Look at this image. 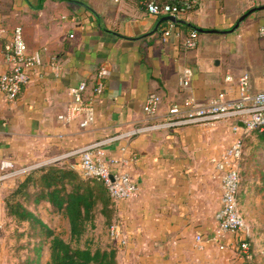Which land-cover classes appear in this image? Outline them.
<instances>
[{
	"label": "crops",
	"instance_id": "1",
	"mask_svg": "<svg viewBox=\"0 0 264 264\" xmlns=\"http://www.w3.org/2000/svg\"><path fill=\"white\" fill-rule=\"evenodd\" d=\"M194 1L195 8L162 42L168 21L146 14L134 1L0 0V73L8 69L3 49L16 26L22 28L27 51L41 57V66L15 100L0 93V221L7 211L5 198L27 174L13 172L47 164L76 167L74 153L80 148L148 122L142 107L149 93L161 98L162 115L187 98L202 103L224 92L227 100L238 99L237 78L245 73L252 92L264 89V39L257 36L264 10L239 21L252 8L264 6V0ZM192 31L198 34L197 48L184 50L182 37ZM101 66L105 88L94 102L93 123L80 128L78 120L61 121L59 116L68 114L69 88L80 82L91 88ZM184 68L191 69L192 77L182 89ZM232 124L222 120L161 129L105 146L108 157H135L129 174L137 197L111 203L126 238L123 247L110 240L117 264L244 263L237 250L242 236L228 233L220 243L212 241L222 193V174L212 162L235 138ZM249 187L244 185L239 195L241 211L252 206ZM29 210L44 224L62 218L47 203ZM41 253L42 260L34 264H47L48 245ZM20 258L0 256V264L34 261L33 256L28 262Z\"/></svg>",
	"mask_w": 264,
	"mask_h": 264
},
{
	"label": "built area",
	"instance_id": "2",
	"mask_svg": "<svg viewBox=\"0 0 264 264\" xmlns=\"http://www.w3.org/2000/svg\"><path fill=\"white\" fill-rule=\"evenodd\" d=\"M119 4L123 1H134L144 12L151 16H171L180 21L195 8L194 0H112ZM175 24L168 21L162 32V42H166ZM3 30L0 29V34ZM178 37L180 34H177ZM257 36L264 39V24L258 27ZM198 45V34L195 31L182 37L181 46L184 50H194ZM4 56L8 69L0 73V93L10 101L15 100L23 87L27 84L29 76L41 66V57L38 53H29L23 39L22 28L16 26L10 34V40L4 46ZM264 57V48L262 50ZM55 68L57 66L54 64ZM192 71L184 68L179 77V86L188 88L191 82ZM231 82L230 76L225 77ZM239 97L229 101L224 92H219L205 102H197L187 98L180 104L170 106L162 115L159 114L161 98L156 93H149L143 103L142 111L148 122L134 127L131 131L108 138L100 142L89 144L77 150L76 167L83 178L95 179L102 182L113 202L128 201L137 197L138 187L131 181L129 167L134 162V155L108 157L105 146L108 144L139 134L161 129H177L186 126H210L222 120H232L231 131L235 135L230 146L217 160H213L215 170L222 174V193L220 196V209L215 214V233L212 241L220 243L228 234L242 236L237 243L240 254L247 256L249 250V228L241 215L239 205V189L241 185L239 164L244 155V138L251 132L264 130V89L252 92L248 74L237 78ZM105 88V68L101 66L94 74L92 87L86 82H80L69 88L70 103L68 114L59 116L61 121L78 120L80 128H86L94 121V102L103 94ZM125 154V148L120 149ZM30 169L17 170L13 173H26ZM10 175V174H9ZM110 240L119 247L126 245V238L121 224L114 221L108 229ZM199 240V239H197ZM220 249H223L220 246Z\"/></svg>",
	"mask_w": 264,
	"mask_h": 264
},
{
	"label": "trees",
	"instance_id": "3",
	"mask_svg": "<svg viewBox=\"0 0 264 264\" xmlns=\"http://www.w3.org/2000/svg\"><path fill=\"white\" fill-rule=\"evenodd\" d=\"M251 133H256L259 147L262 148L264 130ZM241 185L238 197L244 184ZM38 203L49 204L55 213L66 219L71 241H78L86 231V224L93 219L97 206L100 207L99 213L108 209L111 211L112 201L102 182L81 178L70 168L47 164L31 170L16 184L5 198V206L7 215L27 222L30 227L29 236L33 239L32 251L35 254L34 261H26L28 264L38 261L45 245H48L47 264H117L115 247L95 250L74 248L56 235L38 215L30 212L29 207Z\"/></svg>",
	"mask_w": 264,
	"mask_h": 264
},
{
	"label": "rangeland",
	"instance_id": "4",
	"mask_svg": "<svg viewBox=\"0 0 264 264\" xmlns=\"http://www.w3.org/2000/svg\"><path fill=\"white\" fill-rule=\"evenodd\" d=\"M259 148L261 147H259L256 133L249 134L244 140V155L239 164L242 185L249 184V193L254 197L250 209L241 211L244 222L250 231L249 238L246 239L249 243L248 257L245 258V255L241 254L244 257L243 264H264V214L260 213L261 210L264 211V145L261 151ZM35 168L36 166H29L22 167L20 170L30 169L27 171L29 173ZM80 177L82 176L80 175ZM99 210L100 207L97 206L93 213V219L86 224V231L78 241H71L69 226L65 219L59 218L57 221H52V223L47 221L45 224L74 248L95 250L114 247L108 235L109 226L114 220L112 209L111 211L108 209L104 213H99ZM29 230L27 222H21L19 218L7 215L6 211L3 220L0 221V256L16 254L21 256V262H26L27 257L34 256L33 239L29 236ZM39 258L42 260V253Z\"/></svg>",
	"mask_w": 264,
	"mask_h": 264
},
{
	"label": "water",
	"instance_id": "5",
	"mask_svg": "<svg viewBox=\"0 0 264 264\" xmlns=\"http://www.w3.org/2000/svg\"><path fill=\"white\" fill-rule=\"evenodd\" d=\"M260 10H264V6L257 7V8H252L251 10L246 12L244 15H242L241 18L239 19V21H242L243 19H245L251 13H253L255 11H260ZM161 21H170V22H173V23L180 22V21L176 20L174 17H171V16H165V17L162 18ZM198 32L199 33H205V31H203V30H198ZM209 32L212 33L214 31H209Z\"/></svg>",
	"mask_w": 264,
	"mask_h": 264
}]
</instances>
